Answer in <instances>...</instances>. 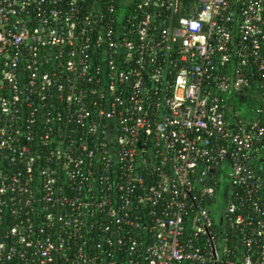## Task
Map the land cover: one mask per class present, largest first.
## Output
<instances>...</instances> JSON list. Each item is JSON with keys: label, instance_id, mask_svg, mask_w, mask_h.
<instances>
[{"label": "built area", "instance_id": "built-area-1", "mask_svg": "<svg viewBox=\"0 0 264 264\" xmlns=\"http://www.w3.org/2000/svg\"><path fill=\"white\" fill-rule=\"evenodd\" d=\"M0 264H264V0H0Z\"/></svg>", "mask_w": 264, "mask_h": 264}, {"label": "trees", "instance_id": "trees-1", "mask_svg": "<svg viewBox=\"0 0 264 264\" xmlns=\"http://www.w3.org/2000/svg\"><path fill=\"white\" fill-rule=\"evenodd\" d=\"M251 104V101L249 98L245 99L244 102H242V110L245 114H248V107L250 106Z\"/></svg>", "mask_w": 264, "mask_h": 264}]
</instances>
